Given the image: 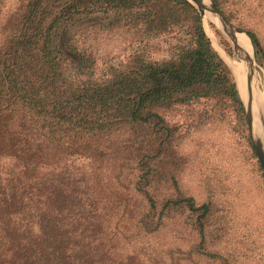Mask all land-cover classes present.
<instances>
[{"label": "trees", "instance_id": "16d2710c", "mask_svg": "<svg viewBox=\"0 0 264 264\" xmlns=\"http://www.w3.org/2000/svg\"><path fill=\"white\" fill-rule=\"evenodd\" d=\"M212 1L247 33L264 69V0ZM97 18L148 42L170 33L180 42L168 59L152 60L140 49L129 69L101 76L93 55L75 42L78 30ZM207 97L230 100L244 120L232 74L188 1L15 0L0 18V264H198L213 254L236 257L230 243L239 234L236 218L220 201L197 202L157 166L135 170L127 188L135 201L128 212L134 236L122 240L109 232L107 208L93 202L99 193L90 180L68 170L75 158L96 160L118 133L164 128L163 110ZM183 230L196 235L185 252L162 242L163 233L176 239Z\"/></svg>", "mask_w": 264, "mask_h": 264}, {"label": "rangeland", "instance_id": "374dc122", "mask_svg": "<svg viewBox=\"0 0 264 264\" xmlns=\"http://www.w3.org/2000/svg\"><path fill=\"white\" fill-rule=\"evenodd\" d=\"M13 3L15 0L5 1L1 17ZM96 20L95 26L78 30L75 42L93 55L101 76L129 69L140 49L152 60L168 59L180 42L177 33L148 42L127 26L105 28L100 18ZM229 22L238 27L235 21ZM216 24L211 21L207 27L203 20L214 50L229 68L226 57L228 61L236 59L234 45ZM258 71L264 85V69L258 65ZM162 116L164 128L151 125L135 129L136 133L126 130L118 133L96 160L80 157L68 164L74 177L85 176L99 193L93 202L107 208L109 232L117 233L120 240L134 236L128 212L134 210L135 201L127 188L137 167L146 171L157 166L161 173L175 176L179 187L197 202L220 201L229 219L236 218L240 225L239 234L230 241L236 244V257L213 254L198 264H229L232 259L237 264H264V173L249 147L252 140L245 112L243 120L230 100L207 97L179 103L163 110ZM139 147L143 148L140 155ZM173 236L163 233L162 242L181 247L183 252L195 245L196 235L191 231L183 230L176 239Z\"/></svg>", "mask_w": 264, "mask_h": 264}, {"label": "bare ground", "instance_id": "6f19581e", "mask_svg": "<svg viewBox=\"0 0 264 264\" xmlns=\"http://www.w3.org/2000/svg\"><path fill=\"white\" fill-rule=\"evenodd\" d=\"M198 4L205 11L203 17L205 25L209 27L211 21L216 22L218 29L225 33L223 19L217 12L212 10L210 0H199ZM234 39L239 46L237 48L240 54L234 60L229 59L228 61V57H226V61L235 74L239 71L237 74L238 90L251 114L253 139L263 141L264 139L260 135L264 129V85L260 74H256L255 82L253 81L252 86H249V70L246 58L253 57L250 39L245 33L234 34Z\"/></svg>", "mask_w": 264, "mask_h": 264}, {"label": "water", "instance_id": "95a60500", "mask_svg": "<svg viewBox=\"0 0 264 264\" xmlns=\"http://www.w3.org/2000/svg\"><path fill=\"white\" fill-rule=\"evenodd\" d=\"M186 1H188L197 10V12L199 13V15H200V17L202 18V21H203V17H204L205 11H204V9H202L199 6V4H198L199 0H186ZM210 2H211L212 10L217 12L223 19L224 27H225V30H226L225 33L227 34L226 36L230 39V41L234 45V49H235L234 56H239L240 52L238 51V48H237L238 44L236 43V41L234 39V34H236V33H244V32L240 28L235 26L234 24L230 23L223 16L221 11L216 7V5L214 4V2L212 0H210ZM248 38L250 39L249 36H248ZM250 42L252 44L253 57H247L246 59H247L248 70H249V74H248V80H249V83H250L249 86L250 85L252 86V82L253 81L255 82L256 74L258 75L260 73L258 71V65H257L256 58H255L254 46H253V43H252L251 39H250ZM231 71H232V69H231ZM232 73H233V76H234V83L237 86L238 95H239L240 101L242 103V107H243V110L245 112L247 123H248L249 129H250L252 145H253L255 153H256V155L258 157V160H259V163L261 165L262 171L264 173V140L263 141L262 140H257L256 141V140L253 139L251 114L249 113V110H248L244 100L242 99L239 90H238L237 76H236V74H234L233 71H232ZM260 136H261L262 139H264V129H263V133Z\"/></svg>", "mask_w": 264, "mask_h": 264}]
</instances>
